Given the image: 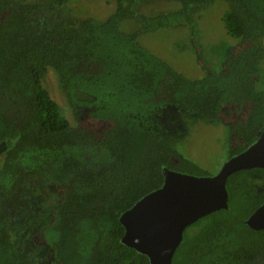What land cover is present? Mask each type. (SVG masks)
I'll use <instances>...</instances> for the list:
<instances>
[{"label": "trees", "instance_id": "16d2710c", "mask_svg": "<svg viewBox=\"0 0 264 264\" xmlns=\"http://www.w3.org/2000/svg\"><path fill=\"white\" fill-rule=\"evenodd\" d=\"M72 1L0 0V144L10 145L0 166V264H40L15 237L34 197L50 210L39 238L52 264H150L122 244L120 216L163 186L164 168L210 176L165 141V111L221 123L229 158L262 132L264 0H102L115 3L104 21L68 16ZM221 2L228 6L225 31L238 43L215 70L203 57L196 16ZM153 5L168 9L142 12ZM127 20L140 27L123 31ZM180 23L190 28L205 72L200 78L183 75L141 43L142 35ZM51 71L75 124L45 87ZM74 151L78 161L88 151L107 163L80 171L69 162ZM32 154L43 158L41 169H25ZM227 191L228 209L189 227L173 264H251L264 256V230L246 224L264 203V170L231 175Z\"/></svg>", "mask_w": 264, "mask_h": 264}, {"label": "rangeland", "instance_id": "374dc122", "mask_svg": "<svg viewBox=\"0 0 264 264\" xmlns=\"http://www.w3.org/2000/svg\"><path fill=\"white\" fill-rule=\"evenodd\" d=\"M115 9V3L102 0H74L68 6L67 15L73 18L91 17L98 21H104ZM167 6L153 5L143 9V13L153 15ZM228 6L221 2L206 8L196 16L200 29V45L204 59L215 70L219 69L227 53L238 43L229 37L222 21ZM140 27L135 20L125 21L121 28L125 32H134ZM141 43L150 49L158 57L166 60L174 69L189 78H200L204 70L198 65L191 42V31L186 23H180L173 28L141 36ZM260 86L264 89V66L260 78ZM45 87L51 96L58 102L62 112L72 124L77 121L69 103L63 93L58 76L49 72L45 79ZM164 139L174 146L184 157L194 161L207 174H218L223 165L228 161V133L226 128L218 122L207 123L199 117L179 110L165 111L162 119ZM5 143L12 144V141ZM10 147L9 144H0V166L2 155ZM78 161V154L70 152L69 162L76 169L92 172L101 168L107 159L100 153L82 152ZM23 165L25 169L38 170L42 168L43 158L38 154H32ZM51 193L53 192L52 188ZM51 206L52 196L48 197ZM49 209L41 206L40 197L28 198L25 210L21 213L19 231L16 233L17 243H21L33 253L40 264H52L50 249L40 244V236L47 225L50 214ZM40 237V238H39ZM23 241V242H21ZM252 264H264L262 261H254Z\"/></svg>", "mask_w": 264, "mask_h": 264}, {"label": "water", "instance_id": "95a60500", "mask_svg": "<svg viewBox=\"0 0 264 264\" xmlns=\"http://www.w3.org/2000/svg\"><path fill=\"white\" fill-rule=\"evenodd\" d=\"M264 170V127L257 140L228 159L214 176H193L163 169L164 184L144 196L119 220L126 247L146 256L150 264H173L186 230L202 218L228 209L227 182L231 175ZM254 231L264 230V203L246 221Z\"/></svg>", "mask_w": 264, "mask_h": 264}, {"label": "flooded vegetation", "instance_id": "af4514ba", "mask_svg": "<svg viewBox=\"0 0 264 264\" xmlns=\"http://www.w3.org/2000/svg\"><path fill=\"white\" fill-rule=\"evenodd\" d=\"M262 260H264V256H260V257H258L255 261L259 262V261H262ZM251 264H252V263H251Z\"/></svg>", "mask_w": 264, "mask_h": 264}]
</instances>
